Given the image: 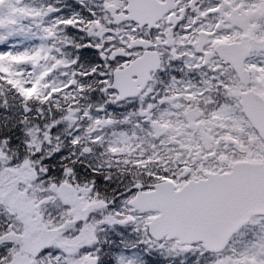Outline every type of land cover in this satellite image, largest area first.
Masks as SVG:
<instances>
[{"label":"snow or ice","instance_id":"1","mask_svg":"<svg viewBox=\"0 0 264 264\" xmlns=\"http://www.w3.org/2000/svg\"><path fill=\"white\" fill-rule=\"evenodd\" d=\"M0 264H264V0H0Z\"/></svg>","mask_w":264,"mask_h":264}]
</instances>
